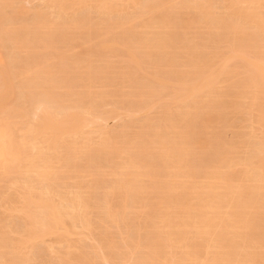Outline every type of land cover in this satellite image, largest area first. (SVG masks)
Listing matches in <instances>:
<instances>
[{
	"label": "bare ground",
	"instance_id": "6f19581e",
	"mask_svg": "<svg viewBox=\"0 0 264 264\" xmlns=\"http://www.w3.org/2000/svg\"><path fill=\"white\" fill-rule=\"evenodd\" d=\"M136 1L126 0L125 3ZM159 1L158 5L148 7L150 12L145 15L144 19H141L139 25L135 26L132 22L122 24L123 30L131 33L130 40L123 43L126 54L137 68L139 59L135 58L133 50L139 49L144 56L153 60L160 55L165 56L172 48L173 38L170 31L176 28L175 24L177 23V27L184 30L190 27V24L192 26L191 22H194V19L205 28L216 32L222 31L231 50L224 57L226 59L224 61L216 49L210 52L204 51V54L198 52L200 48L198 46H185L191 55L194 54L190 64L193 66V72L175 73L172 79L157 71L152 80L159 88L155 90L152 86L151 89H145L144 85L142 86L144 89L140 87L143 90H139L135 98L150 99L164 91L166 86L173 81L180 87V97L189 103L181 111L166 110L165 114L154 124L151 123L145 129L142 128L143 132L137 133L133 138V155L128 152L126 145L120 143L118 146L112 142L110 135L106 136L108 134L105 132L104 138H100L101 143L99 142L95 148L88 147L83 156L89 161H92L89 157H93V153L98 155H107L111 152L127 154V157L114 166L107 176L110 180L107 179L109 184H105L110 191H105L104 188L101 193L97 192L99 184L95 185L99 180L98 177L94 178L96 183L91 184L92 193L95 191L99 193L97 200L94 199L99 217L97 223H93L88 216L91 207L88 195L68 198L67 195L57 193L50 184L46 188H41L42 192L32 193L35 185L41 181L50 180L56 183L62 179V177H50L49 170L53 163H61L65 169L74 166L68 156L75 154L74 152L79 149L76 148L78 147L77 141L80 140L77 135L79 129L83 128L82 121L86 123L90 119L97 118L95 106L84 103L86 102L84 96L90 98L91 92L88 91L84 96H77L79 97L77 100L70 101L71 97L68 94L57 93L61 85L53 81L56 76L49 77L46 82L43 79L45 75L43 77L40 75L43 82L45 81L41 84L39 82L41 78L36 76L35 69L37 68H34V63H29L33 64L30 65L33 67L29 66V69L26 67L27 69L24 70L19 67L21 70H16L18 75L16 73L14 75L20 78L22 91L27 90L26 93L30 96L27 95V99L30 100L32 97L33 102L35 99L40 101L36 105L32 101L28 102L39 110V115H36L34 121L30 113H25L30 111V107L29 111L24 112L17 106L8 104L9 107H7V103L2 106L6 97H9L7 96L8 84L11 83L2 67L0 106L2 109L8 108L11 112L7 113V121L0 125V138L3 140V146L1 145L0 148L11 151V159L17 162V165L13 167L15 171L24 170L17 193L22 200H28V203L21 208L20 212L23 222L22 229L13 230L12 227H7L9 223L5 224V221L9 219L8 216L6 219L0 217V264H37L36 252H34L35 249L37 250V242L48 236H55L58 244L66 251L64 257L57 258V264H73L79 260L87 264H97L96 260L100 258L98 257L100 250L102 251L101 258L108 260L109 252L114 247L108 242H102L98 246L99 253L95 254L94 258L81 257L83 254L79 251L75 257L71 258L70 249L75 246L70 237L76 234L77 224L90 235L93 230L100 229L102 225L104 229L113 226L119 228L124 213L136 204H141L149 210L146 227L149 230L147 235L151 234L152 237L147 238L149 242L144 240L148 242L145 243V249L148 251L145 254L147 255L135 264H264V0H223L227 17L216 19L211 17L212 6L208 0ZM86 3H90L97 9H103L107 13L114 12L115 7H120L112 0H50V8L59 12V16L64 15L65 17V12L69 11L74 15L78 7ZM187 10L194 11L197 20L193 17L192 19L186 18ZM171 14L178 16V19L173 18L174 21L177 20L175 24L172 23L173 20H170ZM69 21V24L64 23L60 26L49 22L46 18L35 23L36 33L40 35V38L35 39L40 42L37 44L42 45L39 49L48 50L51 45L49 41L52 39L50 33L57 31L58 27L60 29L67 26L73 29L78 27V22L73 16ZM98 24L93 26L97 33ZM91 27L92 25L88 24L85 29L89 30ZM7 31L0 33L8 37L11 34ZM12 35L11 41L14 40L15 44L18 34L15 33L16 38ZM101 45L105 47L106 41H103ZM203 49L209 48L203 47L201 50ZM22 50H27V48L24 47ZM246 52L251 53V59L246 57ZM234 59L241 60L243 64L233 66L230 65L231 62L227 64V61ZM45 67L47 69L48 66L45 65ZM82 68L81 66L80 69ZM51 69L56 71L54 68ZM64 69L60 72L65 74ZM76 71V76L79 72L81 74V71ZM245 72L246 75H243ZM101 73H104L102 68L96 72V74ZM44 74L53 75L49 69ZM82 78L86 79L81 76L80 79ZM63 80L65 81V78ZM70 80L65 81L66 93L67 89L72 88L70 84L73 80L71 82ZM87 80L88 89L90 85L98 81V77L87 76ZM221 82L229 83L228 88L232 92L225 89L221 91L219 88ZM144 84L147 85L146 82ZM10 95H13L11 91ZM65 104L69 105L65 106ZM227 109L239 112L260 131L259 141L251 146L252 151L247 158L240 160L236 157L237 146L227 144L223 140L224 137L222 138L223 133L215 131L207 135L209 127L215 124L225 126L230 124L227 119L223 118L227 116L225 112ZM17 132L21 133L20 141L15 138ZM238 136L244 138L242 132H239ZM84 143L88 142L83 141L81 146H85ZM39 144L44 146L45 151L37 147ZM63 148L68 151V154L62 153ZM234 165H242L243 169L234 172ZM8 166L7 164V168ZM151 187H156L158 190L153 202H149L146 198ZM55 198L57 199L54 201ZM6 201L12 203L11 198ZM15 211L18 213L17 210L12 212ZM11 233L15 237L10 236ZM26 249L28 252H25ZM166 249L177 251V256L171 259L165 257L163 251ZM47 264L54 263L50 261Z\"/></svg>",
	"mask_w": 264,
	"mask_h": 264
},
{
	"label": "rangeland",
	"instance_id": "374dc122",
	"mask_svg": "<svg viewBox=\"0 0 264 264\" xmlns=\"http://www.w3.org/2000/svg\"><path fill=\"white\" fill-rule=\"evenodd\" d=\"M0 1V25L2 24V30L0 29V32L8 30L7 32H9L11 35L14 34L12 36H14L15 38L18 34V40L17 42H15V44H19L15 45L14 40L11 41V35L8 36L10 37L9 40L6 35L4 36V34L2 35L0 33V40H2L0 41V71L2 73L3 70L1 69L4 68V74L5 76L8 75L9 83L11 82L10 84H8L9 92L7 96L9 97H6V101L2 106H5L7 103V107H9V105L17 106V108H20H18L19 110H24V112L25 110L29 111L28 109L30 107V111L25 113H30L29 115L31 116L32 120L36 119V115H39V110H36V108L33 106L40 101L33 99L35 101L33 102L32 97L30 100L27 99L29 94L26 93L27 90L22 91L23 86L20 85L21 80L19 76V79L16 76L18 75L19 70H25L27 68L29 69L30 67L35 66L34 68H37L35 69V72L37 73L36 76L38 75V77L41 78V76L43 77L45 75L46 78L44 76L43 79L46 82L47 80H49V77L54 78V76H56L53 81L61 85L59 89L60 91L58 90L57 93L63 92V94H68L71 97L70 101L77 100V98H79L77 96H84L85 93H88V91H90L92 94L91 97H93V99L91 97L85 98L84 96V101H86L84 103L85 105L95 106V108L97 109V118L90 119L89 117H87L88 119H90L88 122L85 123L83 122L84 120L82 121L83 128L79 129L77 135V138L79 137L80 140L77 141L78 147L76 146V148L79 149L74 152L75 154L69 156L67 155L72 165L74 166L69 169H65L61 163H53L50 166L51 168L49 170V173L51 174L50 177H62V179H59V182L57 181L56 183H53L50 180L41 181L38 185H35V189L32 190V193H37L38 191L42 192L41 188H46V186L50 184L52 189L57 191V193H60L61 195L63 194L65 196L67 195L68 198H71L73 196H77L76 198L85 197L88 195L89 204L91 206L88 211V216L93 223H97L99 221V217L97 210L95 209L96 204H94V199L97 200L99 193H101L104 188L105 191H110L107 186L109 184V181H107V179L110 180V177L107 176L110 174L114 166L120 164L127 157V154H115L111 152L112 154L108 153L107 155H98L96 153H93V157H89L90 159H92V161H89V159L87 160V158L83 156L88 147L95 148L99 142L101 143L100 138L105 136V134H108L106 136L110 135L112 142H115L116 144H118V146L120 143H123L128 147V152L133 155V138L137 135V133L143 132L142 128L145 129L147 126H150L151 123L154 124L155 121H157L165 114L166 110L170 112L181 111L189 103V101L184 100L182 97H180V87L173 81L166 86L167 88H165L164 91L150 99L139 98V101L138 98H135V94L139 92V90H143L145 86V89H151L152 86L156 90L158 86L155 84L152 78L157 71L165 74L172 79L175 77V73L193 72V66H191L190 64L193 61L194 54L191 55V53L186 48L187 46H198V48L200 47L198 49V52L204 54L206 51L210 52L216 49V51L219 52L221 58L225 61L226 59L224 57H226L231 50L229 44H227V38L222 31L216 32L212 29L205 28L198 24L195 19V23L191 22L192 26L190 24V27H187V29L183 30V28L181 29V27H177V20H175V22L173 18H177L178 16H173L175 14L173 13V15L171 14L170 16L171 18L169 17L170 20L174 21L172 22L173 24L176 23V28L170 31L174 42H172V48L168 51L167 54H165V56L160 55L161 61L160 56L156 58V60H153L151 58H147V56H144V53L142 51L140 52L139 49L133 50L135 58L137 60L139 59V66L137 68L136 64L133 63L132 59H130L126 54L125 45L123 43L130 40L129 38L131 37V33L130 31V34L128 33V31L125 32L126 30H123L124 26L122 24L132 22V24L135 26L139 25L141 19H144L145 15L149 14L150 10L148 9V7L158 5V2H160L159 0H137L135 3H125L126 0H112L114 4L116 3L120 7H115V11L111 13H107L103 11V9H97L90 3H86L79 6L74 15H72V13H70L69 11L65 12V17L64 15L59 16V12L50 8V0ZM180 1L182 2V0H176V2ZM183 1L186 2L187 0ZM208 1L212 6V19L227 17V12L224 8L225 3L223 0ZM122 5L123 7H121ZM185 13L186 18H196L195 13L192 10H187V12ZM72 16L74 20L78 22V27L74 29L71 28V26H67L64 29H60L58 27L57 31L54 30L55 32L53 31L52 33H50L52 34V36H50V38L52 39L48 41L51 42V48L49 47L50 49L48 48V50L39 49L40 42H37L38 39H35L36 37L40 38V35L36 33V24L45 18L49 22H54L57 26H60L64 23L69 24V19ZM94 23H99V26L97 25L96 27L98 28V33L96 29L94 30L93 28V26L96 25H94ZM88 24H91L92 27L89 30H86L85 27ZM246 27L248 30L249 28L247 25ZM10 31L13 33H11ZM94 31H96V33H94ZM14 32L16 33V35ZM126 33H128L129 35ZM31 38H33V40ZM22 39L26 41H23ZM34 40L36 43L33 42ZM103 41H106L105 47L101 45ZM22 45H24L25 49L27 48L28 51H23L22 49H24V47ZM183 46L185 50L184 48H182ZM202 46L209 49L201 50L203 48ZM40 48H42V45L40 46ZM251 56L252 55L250 52L246 54V57H249L250 59ZM149 59H151L152 62ZM157 59H159V61ZM29 63H34L35 65ZM71 63L72 66L74 65L75 67H72ZM79 63L83 64L80 65ZM229 63L231 66L235 64H243L241 60L236 59L227 61L228 65ZM45 65L48 66L47 69ZM141 65L143 68L141 67ZM170 65L172 68L170 67ZM81 66L83 67V70L80 69ZM19 67L21 69H19ZM41 68L44 70H42ZM51 68H54V70L56 69V71H53V69ZM101 68L103 69L104 73L96 74L97 70H100ZM48 69L51 70V74H53L52 76H47V73L44 74ZM62 69L65 70H63L65 74L63 72H60V70L62 71ZM39 70L40 72H38ZM75 71H81V74L79 72L78 76H76ZM93 71L95 72L93 73ZM55 72L58 73L59 77ZM15 73L16 75H14ZM67 73H69L70 75ZM9 74H11V76ZM79 75L80 77L82 76L86 79H80ZM243 75H246V72ZM68 76L69 79H71L70 82L72 80L73 81L72 84H70L72 88L67 89L68 92L66 93V89L64 88V86L67 87L65 84L67 80L69 81ZM87 76L98 77V81L99 78L100 81H96V83L90 85L87 89V86L89 85ZM64 78L66 82L63 80ZM41 79H39V82L43 84L45 81L43 82V79L42 81H40ZM145 82L147 85L144 84ZM143 85L144 87H142ZM220 85L221 86H219V88L221 91H223L224 89L231 91L228 88L230 85L229 83L226 84V82H221ZM140 87H142L143 89H140ZM10 91L13 95H10ZM21 91L24 92V95H21ZM30 101L34 103L33 106H31L32 103H28ZM142 102H144L143 105H141ZM68 105L69 104H65V106ZM2 106H0V114H2L0 115V125L3 122L7 121V113L11 112L8 111L9 109L6 107L2 109ZM225 112L227 113V116L223 118L227 119L230 124L228 126L215 124V126L213 125V127H209V129L207 130V135L208 133L211 135V133H215V131L216 133H223L222 138L224 137L223 140L226 141L227 144H235L237 146L238 150L236 157L240 158V160L247 158L251 154V146L259 141L260 131L258 130L256 125H252L251 123H249L245 118H243V115L241 116L239 112L237 113L235 111H232L231 109H227ZM85 121L87 120L85 119ZM209 130H211V132ZM239 132L243 133L244 138H240L238 136ZM81 134H83V136L80 137ZM15 138L17 139V141H20V139H22L21 133L17 132ZM143 138L146 139V136L143 135ZM2 141L3 140L0 138V147L2 145ZM83 141H87L89 144L84 143L86 145L81 146V143H83ZM42 146L43 145L39 144L37 147L44 149V146ZM43 151H45V149ZM62 153L68 154V151L63 148ZM83 159L87 160L86 162H88L89 164L87 163L86 165V162H84L85 160ZM13 160L11 159L10 150H3L0 148V217H4V219H6V217L8 216L9 219H6L5 224H9H7L6 226L10 228L12 227L13 230H20L23 228V222L21 221L22 214L20 213L21 208L23 206H26L28 200H22L17 193V191L20 189L19 181L22 179V173L24 170L20 169L15 171L13 167L17 165V162H13ZM73 163H76L77 165ZM7 164L9 165L8 168ZM88 166L91 167L87 168ZM242 169V165H234V172H239ZM90 175L92 177H90ZM96 177H98L99 179L97 180V183L96 180H94V178ZM95 183V186L99 184V186H97L99 187L97 188V192L99 193H97L96 191L92 193L91 189L93 188V186L91 184ZM95 186L94 188L96 189ZM38 189H40L41 191ZM157 192L158 190L156 187H151L149 189L148 193L146 194V198L149 202H153L154 197L157 195ZM8 198H11L12 203H8L6 201V199ZM50 198L52 199V197ZM56 199L57 198L53 200L55 201ZM131 207L132 209L127 210L124 213L122 217L123 220H121V222L119 223V228L113 226L106 227V229H104V225H102L100 229L93 230L90 235L87 231L83 230L79 224H77L76 234L74 233L73 236L70 237L72 244L75 246V248L70 249L72 254L71 258L75 257L78 254L77 251L83 254V256L81 257L94 258L95 254L99 253L98 246L102 242H108L109 244L111 243L112 245H114V247L109 252L110 258L108 260H104L103 258H101L100 255L102 251L100 250V255L97 254L98 257H100L96 260L98 262L97 264L138 263L139 259L147 255L145 253L148 252L145 249V243H148L150 241H148L147 238H149V236L151 235H147L149 230L146 227V221H148L149 218V210L147 208L145 209L141 204H136L135 206L132 205ZM7 208L12 209L7 210ZM5 209L7 212L5 211ZM13 210H17L18 213L16 211L12 212ZM10 236L15 237L12 235V233L10 234ZM144 240H147L148 242ZM36 248L37 250L35 249L36 251L34 250V252H36L35 256L37 258V264H47L48 262L50 263V261L54 264H57V258L64 257V254H66L64 247H61L60 244H58V240L55 236H48L41 239L39 242H37ZM25 252H28V249H26ZM163 253L165 257H169L170 259L177 256V251H170L168 249L164 250ZM73 264L87 263L85 261L79 260Z\"/></svg>",
	"mask_w": 264,
	"mask_h": 264
}]
</instances>
